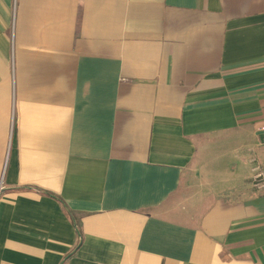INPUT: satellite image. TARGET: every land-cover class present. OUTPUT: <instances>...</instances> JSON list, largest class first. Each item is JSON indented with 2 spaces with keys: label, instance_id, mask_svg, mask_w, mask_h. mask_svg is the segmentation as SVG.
I'll return each mask as SVG.
<instances>
[{
  "label": "crops",
  "instance_id": "crops-1",
  "mask_svg": "<svg viewBox=\"0 0 264 264\" xmlns=\"http://www.w3.org/2000/svg\"><path fill=\"white\" fill-rule=\"evenodd\" d=\"M264 0H0V264H264Z\"/></svg>",
  "mask_w": 264,
  "mask_h": 264
},
{
  "label": "built area",
  "instance_id": "built-area-1",
  "mask_svg": "<svg viewBox=\"0 0 264 264\" xmlns=\"http://www.w3.org/2000/svg\"><path fill=\"white\" fill-rule=\"evenodd\" d=\"M261 178H262V173L261 172L256 173L254 176V179H255L254 182L257 187L264 188V181Z\"/></svg>",
  "mask_w": 264,
  "mask_h": 264
}]
</instances>
